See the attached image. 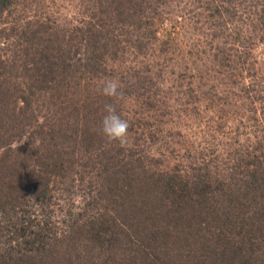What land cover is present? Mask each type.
<instances>
[{"label":"trees","instance_id":"obj_1","mask_svg":"<svg viewBox=\"0 0 264 264\" xmlns=\"http://www.w3.org/2000/svg\"><path fill=\"white\" fill-rule=\"evenodd\" d=\"M17 5L0 0V264H264V0H95L82 23ZM189 9L226 37L176 87L182 110L206 104L192 115L200 141L176 131L173 161L146 163L100 132L113 101L95 83L130 57L116 108L133 129L125 94L149 110L167 91L139 58L171 52L159 28ZM76 167L92 181L63 208L54 184Z\"/></svg>","mask_w":264,"mask_h":264},{"label":"rangeland","instance_id":"obj_2","mask_svg":"<svg viewBox=\"0 0 264 264\" xmlns=\"http://www.w3.org/2000/svg\"><path fill=\"white\" fill-rule=\"evenodd\" d=\"M94 1L95 0H18V8L16 11L17 14L24 17L23 19H41L47 17L57 18L62 22L82 23L85 19L89 21L90 15L88 12ZM200 11L201 10H193L192 12L189 9L188 12H186L188 18L186 20H180L178 18L181 13L173 10L172 18L170 16L166 18L159 28L160 38L165 41L167 40L165 33L168 31L172 32L170 38L168 37L172 41V51L168 53L161 52L158 46L153 48L152 53L149 52V57L146 59L139 58V62H145L144 64L147 63V65L149 64L151 66L150 70L157 74L167 87V91L164 92L163 95L161 92L157 91L155 97L149 100L151 105L154 104V107L147 110L150 105L147 106L145 104L146 98H137L133 93L126 97L125 94L126 100L123 107L126 110V116L129 120L131 119L134 124L133 129L129 128L130 135L127 148L138 145V147L134 149L139 153L136 157L142 158L146 163L152 162L150 161V156H153V160L156 163L163 161H168L170 163L173 161V157L177 154L178 144L180 143V138L174 135L176 131L192 134L193 141L197 144L200 141V131L199 128L195 127L192 115L194 116V110L197 108L206 110V104L202 103V108H200L192 101L193 104L187 106V110H182L180 103L177 101L180 99V96L177 94L179 89L176 87L178 84V87L180 86L184 76L191 70L189 68H192L196 63L214 64L210 62L213 47L216 44H220V42L226 38L224 32H221L218 38L209 39L212 34H218L219 31H221L218 30L219 27L221 28V25L214 29L210 26L201 28L205 15L196 16ZM219 22L218 20H209V23L213 25H218ZM208 39L211 42L213 41V44L211 49L207 50V46L204 47V44ZM1 42L0 40V46H2ZM175 47H177L176 50ZM222 50L226 51V47L223 45ZM201 51H205V54H201ZM260 52V48H258L255 53ZM129 58L130 57L127 56H119L114 62L109 61L110 64L108 68L112 70L114 75H112V78H118L121 86L124 85L125 82L127 84L133 82L129 78L132 75L131 72H133L128 69L131 67L129 66ZM107 79L109 78L104 77L95 84L102 85ZM185 112H188L190 117L186 115ZM214 114L215 113L212 112L207 115L213 118L214 116L212 117V115ZM143 115L149 118L145 119ZM140 124H142L143 128ZM135 131L140 132L141 136ZM142 131L144 134H141L143 133ZM139 138L141 139L138 140ZM206 139L210 140L211 138L209 135H206ZM162 152H165L169 159L162 158ZM167 152H170V154H167ZM75 170V174L71 175L72 178L70 176V178H64V180L58 178L54 184L56 195L63 208L72 207V202L77 201L81 203L80 197L87 191V183L90 180L92 181V176L88 174V170H84L80 167H76ZM76 203L75 207L79 205V203Z\"/></svg>","mask_w":264,"mask_h":264},{"label":"clouds","instance_id":"obj_3","mask_svg":"<svg viewBox=\"0 0 264 264\" xmlns=\"http://www.w3.org/2000/svg\"><path fill=\"white\" fill-rule=\"evenodd\" d=\"M102 95L113 102L104 106L105 115L100 124V132L109 142H118L121 147L129 142V122L117 112L116 104L124 98V92L118 78L107 79L102 87Z\"/></svg>","mask_w":264,"mask_h":264}]
</instances>
